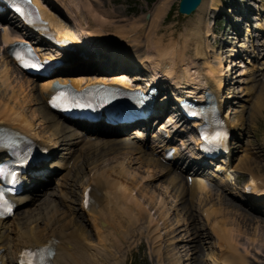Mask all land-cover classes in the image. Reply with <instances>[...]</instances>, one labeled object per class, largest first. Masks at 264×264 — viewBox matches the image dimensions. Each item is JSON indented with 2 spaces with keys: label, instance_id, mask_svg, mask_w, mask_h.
<instances>
[{
  "label": "bare ground",
  "instance_id": "1",
  "mask_svg": "<svg viewBox=\"0 0 264 264\" xmlns=\"http://www.w3.org/2000/svg\"><path fill=\"white\" fill-rule=\"evenodd\" d=\"M32 1L40 13L41 19L46 20V22H48V25L51 27L52 31L54 33L61 32L58 34H61L64 37H68L67 40H73L77 45L75 47L76 49L84 45L85 47H96L97 49H100V51H106L108 50V47L113 46L115 49L118 50V52L122 54L126 50L124 48H121L122 46L119 45L116 40H111V37H107L109 35L101 36L99 35L100 32L96 34L91 31H85L80 29L76 32V30L74 31V29L71 27H61V25L57 24V22L55 23V19H52L48 10H46L42 6L41 0ZM74 1H77L78 4H83L82 1L85 2L84 0H68V2L71 4L75 3ZM162 1L163 4H161V6L157 9L155 13V20H157L161 16V14L164 13L167 0ZM206 6V2L203 0L198 6V8L195 10L197 24L194 30L190 31L188 37L185 38V42L181 46L179 45L178 40L174 42L170 39L165 47L161 46L160 39L154 40V38L150 39L149 41L151 42V48L153 50H156V55L153 62V64L155 63V65L152 66V75L150 76V79H147L148 83H151L153 86L156 85L159 89H161L162 94L155 107L157 111L164 112L163 110L166 111L168 109V105L170 104L169 102L167 103L168 98L166 99V95L171 94L174 99L181 98L177 97L175 94L178 93L175 89L177 88V86L180 85L178 83L179 78H184V80L186 78L189 80V82L194 81L196 78H192L190 77L191 75L187 74L189 69L187 70L186 67L185 69L182 68V71L178 69V66L184 61L183 58L185 55L186 45L189 43H192L194 45V53L196 57H206L204 47L202 46V30L200 29L201 22L206 16ZM94 13H96V11ZM227 13L230 14L231 11L229 10ZM238 13H240V11H238ZM245 15L247 17L244 16L243 20H240V22H244V20L249 17L248 13H246ZM2 19L3 17H0V21ZM243 22H241V25L243 24ZM57 25L59 27H57ZM137 28L138 27H133L132 29L135 30ZM233 28L235 38L232 37L231 39H239L238 35L242 34L239 32V24L236 23ZM36 35L40 37L39 34ZM249 36L250 34L248 33L246 37ZM29 37L30 35L28 33L21 35L18 31L13 29H8V31L3 30V33L0 34V46L2 45V52L6 51L8 45L14 40V38L28 40L30 39ZM32 40L34 43L39 42L36 40L34 41V39ZM39 43L42 44V42ZM39 43L35 44L37 45L35 48L36 50H40V47L43 45ZM115 45L120 47H117ZM253 49L254 50L252 53L254 54L256 48L253 47ZM63 55L62 53H54L53 51L48 56L51 58H55L56 56L63 59ZM111 58L112 57L110 56V54H104L100 56L99 59L97 58V60L95 61L96 66H99V69L97 70H95L94 66L89 67V65L86 63L76 62L74 64L69 65L68 67L63 66L64 68H59V71L68 74L66 76H63V79L71 80L77 87L87 86L92 83L93 79L124 80V82L122 81V85H128L126 80H129L130 76L127 75V73H132V70L122 64V62L124 61H127L128 63L127 56H122L121 54H118L116 59L112 60ZM0 59H2V57ZM149 59L151 60L152 58H147V60ZM4 61L3 63H5ZM10 65L12 66L13 64L10 62ZM233 65L234 67L237 66V64ZM4 67V69L0 70V131L3 129H6V131L13 130L26 137L27 139L32 140L33 142L38 141V138H46V135L48 134L46 142L48 146L45 142L43 143L38 141L36 143L42 146L45 145L48 149H50V145L52 147L56 146L57 150L59 148L60 151L64 152L62 159H60L59 162L56 163L57 166L65 170H68L67 167L70 164H72V167H77L78 161L83 162V166V164L87 160H91L92 164H94L95 162H98L99 160H102L104 158H106V160L108 161L111 160L116 162L117 165L114 168L108 170V172L93 174L85 181L84 185L81 188L82 192L80 199V210L88 215L87 218H89V226L91 228H93L92 226H94L95 228L94 239L92 237L93 232L88 233L84 225L82 226L81 224H78L76 220L73 219L74 217L66 220V222L61 221L60 219L62 218H59V221L57 220L56 223H54V217H50V219L46 221L47 223L45 222L46 229L43 230L38 229L36 227L37 225H34V222H38V218H35L33 221H30V219L28 218L24 219L23 217L16 218V221L13 222H10L9 220L2 221L0 222L1 264H18L19 254L25 249L35 247L53 248L54 256L51 260L53 264H99L98 260L102 258H104L103 264H107L105 260H107V258L109 257L111 258V256L113 257V255L107 254L108 250L115 248V250L117 249L118 251V245H121L122 241L125 242V237L130 234L133 235L134 232H137V230L134 229L139 223H145L144 231L147 235V238L149 239L153 248H157L156 252L159 255L161 242L164 241V238L167 236V234L161 233L162 230L159 228V221L151 218L149 212L143 207L142 203L140 204V202H138L137 197L134 195L136 190H138L140 194H143L141 193L142 189L144 188L142 185H150L159 177L161 179L163 178V184L166 183V187L164 188L163 193L165 195H169L168 197L174 194L176 203L181 205V208H179L183 210L185 216L189 217L188 220L190 221V226H193L195 219L192 214H190V210L187 211V207H183L182 204H191V200L194 198L196 199L197 195H200L199 197H197V199H210L213 198L214 194L216 196L220 195L219 198L222 197V193H224L225 189L222 188L221 185L215 184V188L212 187L213 189H211L210 187H207L206 183L198 177H192L190 182L188 181L187 177H184V175L190 172V170L194 171L195 167V162L192 163V161L189 160L187 154H185L187 146H185L184 144L183 145L185 146V148L180 152L178 160L181 161L183 165H185V170H183L179 174L175 173L176 170L173 169L174 167L178 168V163H172V165L163 164L161 157H157L155 149H152L150 152L146 150L147 140H138L136 142L135 140L132 141L128 140L127 138L120 140H117L115 138L107 139L108 137L115 135L116 132L118 133L117 129L109 127H107L106 129L100 127L95 128L97 132L104 131L106 133V139H104L102 143L97 142L95 139L81 137L75 134V131H73V129L68 124L62 122L57 117V115L53 114L46 106V100L51 93V84L53 82V79L42 80L40 83L37 84L36 82H33L32 78L22 74L21 71H19L16 67H13V72H9L10 70H8L6 66ZM116 70H123L126 73L116 74ZM228 70L231 71V68L229 69L228 67ZM90 71H94L95 74L87 75ZM221 72V70H218L217 68L206 64L203 69V73L196 72L198 75L194 73L197 77L202 76L203 79L199 80L197 83L193 82L195 86H191L192 88L190 89H197L201 96L203 91L207 90L212 93L215 98L219 99V95L222 91V88H224L226 85V80L223 76H221ZM258 72V69H254L250 76H248L247 79H249L251 85L248 89L245 88L246 92H249L250 94L248 97L249 102H253L254 105L252 107L255 108H250V110L253 111L252 115L250 114L251 116H256L257 113H260V110L264 111V82L263 80L259 79V76L257 74ZM13 73H15L16 75H14ZM13 78H15L17 82L14 83V80L12 81ZM136 80L140 81L142 80V78H134V81ZM166 80L169 81L170 85L165 82ZM177 83L179 85H177ZM136 86L139 87L140 85ZM145 89L146 87H144V90ZM227 98H229L228 95L225 97V99ZM218 102V109H222V107L224 108L225 103L222 97H220V100H218ZM30 106H35L34 110L36 111H32L31 114L36 121H39V125H41L42 130H44L42 135L38 134L37 131L35 132L34 123H30L26 118L27 114H25V110L29 109ZM242 108H244V106ZM226 117L227 116H225L224 119L228 129L231 128L234 132L237 131L239 133H241L245 129V125L243 123L244 121L241 115L239 116L240 124L236 125H230L226 121ZM173 120L174 119L172 118L169 119V123L171 122V124L167 127L168 129L171 127H176L180 123V118H177L174 121ZM162 128L164 127L160 126L159 130ZM179 132L181 131L176 130L174 133L177 135ZM133 134H135L137 137H140L143 136L144 133L140 130H137L136 132L134 131ZM181 134L184 133L181 132ZM172 141H166V143H168V145H166L171 147L174 146L172 145ZM163 142L160 143L162 144ZM153 143L154 142H152V145H154ZM240 148L242 149L241 151L245 152H248L249 150L247 149V147L245 148V146ZM240 148L237 152H240ZM1 152L2 150L0 149V154ZM87 152L90 153L91 157L86 160L84 157ZM249 157L250 156H246L245 158H239L237 162L238 164L236 163L233 167L230 168H233L235 171H242L250 174L251 181H249V179L248 181L252 184L255 190H253L252 194H249L245 197L249 200H262L261 203L264 205V176H259V174L257 176L254 175L255 171L253 168H250V163L252 162H250L251 160L249 159ZM131 160H135L137 163H139L140 166L144 167L146 170V173L139 179L140 182L136 184L135 187L133 186L135 190H130L129 184L126 181H123V179H126L129 176V172L132 170V165L130 162ZM54 166V164L51 165V167ZM69 172L70 171H65L64 174ZM181 174L183 175V177H181ZM193 174L196 176L199 173H196V171H194ZM39 185L40 186H38L37 189H35L28 198L21 197L18 199V207L25 206L30 203L32 204L38 194H44L48 187L47 184L45 182H39ZM87 189L88 205L85 206L82 202V199L84 198L83 192ZM221 200L222 202L220 203V206H222L223 201L226 204L227 208L235 209L237 208L236 206H238L227 204L226 199L221 198ZM149 201L151 206H155L153 204L154 200H152V197H150ZM248 203L249 202H246L244 203V205L247 207L249 205ZM203 207H205L203 210V218L206 220L207 223H209V225H211V228H213V235L216 236L217 239V247L221 249L220 250L218 248L221 251V255L219 254L221 264H249V257H247L246 254L249 251V247L253 252H255L256 247H251V245L240 243V241L238 240V236H236V234L231 229H229V227H227L229 224L227 225V222L225 220H228V218L225 220L222 218L223 214L220 207H217L214 204H206ZM175 208L177 209L176 206ZM258 208L255 207V209L253 208V210L258 213ZM242 213H239L238 215H243V219L247 222L252 221V214L250 215L249 213ZM15 215L16 213H14L13 218L15 217ZM66 215L67 214H65L64 218L66 217ZM161 217H163V215H161ZM127 223L132 226L133 231L131 229L130 232L129 230H127L126 227H124L127 225ZM194 228L196 227L194 226ZM194 228L191 229V242L190 240L189 242H187L188 240L186 241L187 245H191L190 251L192 253V256L190 258V261H193V264H202L200 260L201 252L200 254H198V252L200 251L199 249L204 247L203 241L205 239L199 240L200 242L198 241L197 243V240L201 237V230H197ZM121 229L126 231L124 235L121 232L119 233V230ZM237 232L241 233L239 230H237ZM187 233L189 232L187 231ZM202 234H204V232H202ZM206 236L210 235L207 233ZM206 236L204 237L206 238ZM198 244L201 246V248H199ZM259 247L262 248L259 249H261V255L264 257V247L260 245ZM195 254L197 255L195 256ZM193 256H195V261ZM175 262L176 261H174L173 264H176Z\"/></svg>",
  "mask_w": 264,
  "mask_h": 264
},
{
  "label": "rangeland",
  "instance_id": "2",
  "mask_svg": "<svg viewBox=\"0 0 264 264\" xmlns=\"http://www.w3.org/2000/svg\"><path fill=\"white\" fill-rule=\"evenodd\" d=\"M41 1L42 6L48 10L51 18H54L55 23L57 22V24L61 25V27H71L74 31L76 30V32L80 29L91 31L96 34L100 32L99 35L101 36L109 35L107 37H111V40H116L119 45L122 46L121 48L126 49L124 52H126V56L128 57V67L130 70H133L131 74L127 73V75L130 76L129 85L131 86L129 87L137 89L145 86L148 87V85L151 84L148 83L147 78L150 79V76L152 75V66L155 65L153 62L156 50L151 48V42H149L150 39H160L162 47H165L170 39L174 42L178 40L179 45L181 46L185 42V38L188 37L190 31H193L197 24L195 12L188 16L178 14L177 6L180 0H167L164 13H162L157 20H155V13L161 4H163L162 0H84L85 2L82 1L84 5L78 4L77 1H74L75 3L71 4L68 0ZM204 1L207 5L206 16L204 17L205 19L203 18L204 21L202 20L201 22L200 29L202 30V46L204 47L206 57H196L194 53V45L192 43L187 44L188 46L186 45L185 55L183 58L184 61L178 66V69L182 71L186 67L187 70L189 69L187 74L191 75L190 77L192 78H196L192 82H189L186 78L185 80L184 78H179L178 83L180 85L177 83L179 86H177L176 90L178 91L182 88L181 90L187 91L192 88L191 86H195L194 83L203 79L202 76L197 77L196 75H198L197 73H203V69L206 64L221 70V76H223L226 80V85L222 89L221 93L222 98L225 101L224 108L222 110L223 117L227 116L226 120L228 123L236 125L240 124L239 116L241 115L245 125V129L241 133L237 132L236 135H234L232 143L234 157L230 167H233L238 162L239 158L250 156L252 158L251 159L249 157L251 160L250 162H252H249L251 165L250 168L254 169V175L257 176L259 174V176H264V111L260 110V113H257L256 116H251L253 111H251L250 108L254 104L253 102H249L248 97L250 94L245 90V88L248 89L251 85L249 79L247 78L254 69H258L259 72L257 74L259 79L264 82V0ZM229 10L231 11L230 14L227 13ZM95 11L96 13H94ZM238 11H244L248 13L249 16L247 19L248 21H241L243 22L242 25ZM236 23L239 24V32L242 34L239 35V39H231L232 37L235 38L233 34V27ZM57 27L59 26L57 25ZM133 27L138 28L133 30ZM2 29L8 31V29L13 28L9 26L2 27ZM20 33H25V31L22 30ZM248 33L250 36L246 37ZM0 34L2 33L0 32ZM1 47L2 45L0 46V58L2 57V59H0V62H2L0 63V70L4 69V66H6L8 70H10L9 72H13V66L10 65L8 59L3 55ZM253 47L256 48L254 54L252 53L254 50ZM40 48L43 49L42 47ZM108 50H110L109 53L106 51L104 53L110 54L114 52L115 54V48L113 46L108 47ZM95 51L97 53L101 52L97 49ZM104 53L101 52L100 54ZM149 57L152 59L147 60ZM2 60L5 63H3ZM76 61L79 62L80 60ZM233 64H237V66L234 67ZM88 65L94 66L95 70L98 69L93 63H89ZM228 67L229 69L231 68V71L228 70ZM94 71H90L88 75L95 74ZM15 73L13 74L16 75L17 73ZM118 73L126 72L123 70H116V74ZM137 77L142 78V80L134 81V78ZM12 81L14 83L17 82L15 78H13ZM92 81L95 82L96 80L93 79ZM165 82L169 84L168 80ZM136 85L140 86L137 87ZM227 95L229 98L225 99ZM243 106L244 108H242ZM253 108L254 107L251 109ZM34 109L35 106H30L27 110L24 109L26 112L25 114H27L26 118L30 123H34L35 132L37 131L38 134L42 135L44 130H42L41 125H39V121H36L31 114L32 111H36ZM164 118L162 117L161 119V125H163L164 129L169 131L170 134L173 133L175 130L174 127L169 129L167 128L171 124V122L169 123V119L172 118V116L165 114ZM185 127L189 128L187 125L182 126V128L185 129V134L177 136V140L173 143V145L175 147L180 146L182 148L187 146L185 154H188L193 151L195 143L194 134L192 132H186ZM77 133L79 132H76L75 134ZM47 135L46 138H38V141L46 143L48 138ZM77 135H80V133ZM151 136L152 135L144 136V138H151ZM156 136L157 134L152 137V139H154V145L151 143L149 147L150 149L154 148L159 156L161 154L162 146H158V143L162 138H158ZM133 137L134 136L132 135L129 138L135 139ZM142 139L143 138L139 137L135 141ZM181 144H184L185 146H182ZM244 146L249 149L248 152L241 151L242 149L240 147ZM54 148L57 149L56 146ZM239 148L240 152H237ZM57 153V155L60 156L64 155V152L60 150H58ZM90 157V153L87 152L84 158L87 160ZM130 162L132 165V170L129 172L130 177L128 176L126 179H123V181H126L129 184L130 190H135L133 186L135 187L136 184L140 182L139 179L146 173V170L135 160H131ZM82 163L83 162L78 161L77 167L75 166L74 169L71 167L70 169L72 171L69 173L64 174L65 172L62 173L61 171H58L47 184L48 187L44 194H38L32 204L30 203L19 207L15 217L10 219V222L16 221L15 219L20 217H23L24 219L28 218L30 221L38 218V222H34V225H37L36 227L38 229L43 230L46 229V221L49 220L50 217H54V223H56L59 218L63 219H60L61 221L66 222V220L74 217L73 219L76 220L78 224H81L82 226L84 225L88 233L93 232L92 237L94 239L95 228L94 226H92L93 228L89 226V218H87L88 215L80 210L81 188L85 181L93 174L108 172V170L114 168L117 163L111 160L108 161L106 158L99 160L94 164H92L91 160H87L83 166ZM180 168L183 169V167ZM175 173H180V170L176 169ZM192 173L193 172L191 171L190 174ZM209 173L215 175L212 171H209ZM181 177H183L182 174ZM193 177L202 179L206 183L207 187H210L211 189L215 188V184L221 185V187L225 189L221 198L226 199L227 204L234 206L238 205L236 206L237 208H227L224 201L222 206H220V203L222 202L221 198H219L220 195L216 196L214 194L213 198L210 199H197V197L200 196L197 195L196 199L194 198L191 200V204H182L183 207H187V211L190 210V214H192L195 219L193 226H190V221L188 220L189 217L184 215L183 210L180 209L181 205L176 203L174 194L168 197L169 195H165L163 193L166 183L163 184V178L161 179L159 177L160 179L158 178L150 185H142L145 188L141 191L143 194H140L138 190H136L134 194L137 197L138 202H140V204L142 203L143 207L149 212L151 218L159 221L158 224L160 226L159 228L162 230L161 233L167 234V238L165 237L164 241L161 242L159 255L156 252L157 248H153L147 238L144 231L145 223H139L134 229L137 230V232H134L133 235L130 234L126 236L125 242L122 241V244L118 245V251L117 249L115 250V248L108 250L107 254L113 255L114 258L112 256L111 258H107V260H105L107 264H173L174 261H176V264H193V261H190L192 256L190 251L191 245H187V242H189V240L191 242L192 240L190 238V234L192 231L191 229H193L194 226L196 227L194 229L201 230V237L197 240V243L199 240L205 239L203 241V248H201L198 244L199 248H201L198 252V254L201 252V263L221 264V249L217 247V239L216 236L213 235V228H211V225H209V223H207L203 218V210L205 208L203 206L206 204H214L221 208L223 214L222 218L224 220L228 218V220H225L227 225L229 224L227 227H229V229H231L236 236H238L240 243L256 247L255 252H253L249 247V251L246 254V256L249 257V264H264V257L260 252L262 248L259 247V245L264 247V205L261 206L258 200H249L245 198L246 195H244V187L248 184V179L251 181L250 174L247 172L235 171L233 168H230L222 175L216 176V178L203 177L201 174ZM144 194L146 196L150 194L149 196L152 197V200H154L153 204L155 206H151L149 201L150 197H146ZM246 202H249L247 207L244 205ZM256 205L257 207L260 206L258 208V213L253 210ZM242 212L246 214L249 213L250 215L252 214V221L247 222L243 219V215H241L242 217L238 215ZM65 214L67 215L64 218ZM161 215H163V217H161ZM124 227L131 232L132 226H130L129 223H127ZM237 230L241 233H238ZM123 231L124 230L121 229L119 230V233L121 232L124 235L126 231ZM187 231L189 233H187ZM202 232H204V234H202ZM207 233L210 236H206ZM204 236H206V238ZM196 255L197 254H195V256ZM195 256H193L194 261ZM98 262L99 264H103L104 258L98 260Z\"/></svg>",
  "mask_w": 264,
  "mask_h": 264
},
{
  "label": "water",
  "instance_id": "3",
  "mask_svg": "<svg viewBox=\"0 0 264 264\" xmlns=\"http://www.w3.org/2000/svg\"><path fill=\"white\" fill-rule=\"evenodd\" d=\"M200 3L201 0H180L177 6V12L180 15L188 16L198 8Z\"/></svg>",
  "mask_w": 264,
  "mask_h": 264
},
{
  "label": "snow or ice",
  "instance_id": "4",
  "mask_svg": "<svg viewBox=\"0 0 264 264\" xmlns=\"http://www.w3.org/2000/svg\"><path fill=\"white\" fill-rule=\"evenodd\" d=\"M17 11H20L19 9H17ZM25 67H28L29 65H24ZM32 67H34L35 65H31ZM59 99V98H58Z\"/></svg>",
  "mask_w": 264,
  "mask_h": 264
}]
</instances>
